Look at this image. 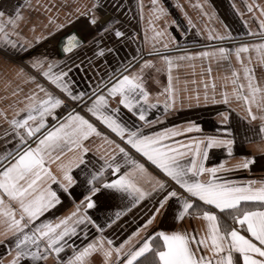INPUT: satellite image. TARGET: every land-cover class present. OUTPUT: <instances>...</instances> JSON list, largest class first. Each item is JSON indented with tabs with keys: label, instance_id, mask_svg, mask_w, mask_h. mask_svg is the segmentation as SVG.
<instances>
[{
	"label": "snow or ice",
	"instance_id": "1",
	"mask_svg": "<svg viewBox=\"0 0 264 264\" xmlns=\"http://www.w3.org/2000/svg\"><path fill=\"white\" fill-rule=\"evenodd\" d=\"M151 2L153 11L159 14L155 19H160L165 15L164 8L158 0ZM25 6L20 0H0V45L28 55V67L33 70L20 68L17 72L23 83L33 85L24 96L23 106L15 109L11 118L0 111V118L8 124L4 136L11 138L6 140L8 149L0 153V236L11 237L7 249L14 255L9 264H47L49 257H54L55 264H264V180L234 181L218 175L231 171L224 162L213 167L204 163L212 148L222 147L228 156L233 154L232 128L221 129L223 136L188 143L174 139L182 134L176 128L152 131L160 118H149V112L161 101L150 99L145 81L146 70L155 66L150 59L141 63L139 49L117 67L108 65L106 56L115 49L103 43L104 37L127 36L117 27L118 21L111 17L102 20L96 14L102 5L94 3L81 13L98 33L88 41L93 46L91 56L83 59L78 52L85 41L75 32L63 38L58 56L30 55L32 41L17 31L25 22ZM245 7L258 19L260 33L264 34V7L255 0H246ZM237 12L243 19L244 13ZM188 22L192 24L190 19ZM48 23L54 20L50 17ZM64 26L57 24L54 31ZM245 34L256 35L250 30ZM162 35L155 32L156 37ZM46 38L35 36L33 40L39 43ZM209 39L223 41L232 39V35L226 32L214 37L210 32ZM250 48L264 64V42L242 43L234 49L242 65L243 81L233 69L231 98L242 103L243 120L260 121L257 135L264 139V86L256 82L250 58L249 64H244L240 55ZM232 51L219 47L197 55H219L227 60ZM161 59L171 73L173 58L162 55ZM73 74H79L80 80ZM85 80L89 83L80 88V82ZM22 91L17 87L12 95ZM171 91L169 75L165 92ZM113 100L116 107L111 104ZM171 100L169 95L164 101V114L174 107ZM222 100L226 105L231 103L227 91L222 93ZM66 101L81 106L90 118L70 108ZM61 108L68 109L67 113L49 127L47 118L57 120L56 110ZM219 115L221 123L228 125L229 112ZM193 130L198 131L199 125L186 127L183 132ZM96 138L108 148L93 164L87 154L92 151L90 142ZM67 152L75 155L62 161ZM58 161L59 176L51 169V164ZM255 163V157L245 156L234 167L248 169ZM73 169L81 171L82 180L74 178ZM52 184L58 186L56 190ZM73 186L82 189L76 210L55 220L41 219L61 203L58 192L71 195L69 189ZM89 210L97 213L95 218ZM140 215L144 219L120 239L117 234L126 223L122 218L132 216L136 220ZM158 218H167L176 227L154 229ZM186 219H202L205 230L179 227Z\"/></svg>",
	"mask_w": 264,
	"mask_h": 264
},
{
	"label": "crops",
	"instance_id": "2",
	"mask_svg": "<svg viewBox=\"0 0 264 264\" xmlns=\"http://www.w3.org/2000/svg\"><path fill=\"white\" fill-rule=\"evenodd\" d=\"M20 2L26 4L23 8L25 22L20 24L17 31L22 37L32 41L33 47L29 49L30 55L58 56L57 40L66 32L74 29L85 41L84 47L78 52L80 59H83L85 55L91 56L93 46L88 41L98 35L96 28L90 26L87 23L88 18L81 13L91 9L94 3L102 5V7H98L96 14L102 20L111 17L114 21H118L117 27L127 36L126 39H119L114 35L104 37L103 43L115 49L106 56L108 65L112 68L117 67L120 61L130 58L139 49L142 57L141 63L143 59H150L155 66L146 70L145 81L146 88L151 94L150 99L161 101L156 108L149 112V118H160V123L154 124L151 130L176 128L182 134L174 139L181 143H188L190 140L203 141L208 136H223L225 133L220 130L231 127L232 137L235 140L233 154L228 156L222 147L212 148L209 150L208 159L204 161L205 166L213 167L224 162L225 167L231 171L218 175L234 181L264 180V139L257 135L260 121L243 120L245 112L242 103L231 98L233 85L230 80L233 69L240 73L241 81H243L242 65L237 61L234 49L242 43L254 45L264 42V34L260 33L258 19L247 12L246 0H158V5L165 10V15L160 19H155L159 14L153 11L151 0H20ZM12 3H16V0H12ZM255 3L264 7V0H255ZM141 4L143 5L142 9ZM237 9L244 13L243 19L239 16ZM50 17L54 20L53 24L48 23ZM189 19L192 22L191 25L188 22ZM57 24L65 26L54 31ZM33 25H35V31H33ZM225 25L228 26L227 29ZM249 30L256 35H246L245 33ZM157 31L163 32L164 35L156 37L155 32ZM210 32L214 37L231 32L232 39L223 41L209 39ZM49 33L53 34L49 35ZM35 36H46L47 38L37 43L33 40ZM172 37L175 38L174 41L171 39ZM164 44H167L166 48L163 46ZM219 47L233 49L227 60L220 59L219 55L214 58L197 55L201 52H212ZM162 55L173 58L171 73L168 71L167 64L161 59ZM240 55L244 64H249L250 58L249 66L253 69L255 80L264 86V64H261L256 51L250 48L249 52ZM114 57L115 59H113ZM178 57H185V59H177ZM20 68H24L26 72L33 71L28 67V55L19 52V49L14 52L12 49L0 45V111L6 112L9 118L15 109L23 106L24 96L33 87L32 84L23 83V78L17 75ZM156 69L160 70L156 71ZM73 75L74 79L80 80L79 74ZM169 75H171V93L165 92V89L169 87ZM88 83L86 80L81 81L79 87L84 88ZM213 85H215L214 88ZM17 87L23 91L12 95ZM225 91L230 94L231 103L228 105L224 104L222 100V93ZM169 95L173 97V100L169 102L173 103L174 107L164 114V101ZM213 97H215V103H213ZM111 104L113 107L117 106L115 100L111 101ZM78 109L82 115L89 117V114L81 106H78ZM225 111L229 112L228 125L221 123L219 115L220 112ZM253 111L255 112L256 109L253 108ZM92 119L94 120V118ZM47 120L49 127L58 122V119L53 120L51 117H48ZM193 124L199 125L198 131L183 132L184 128ZM7 127L8 124L5 120L0 118V153L9 147L6 140L11 138H6L3 133ZM112 138L119 142L114 134H112ZM89 147L92 151L87 154V157L92 160L93 164L99 162V157L105 155L108 148L99 138L93 139ZM133 154L137 159H140L137 154L134 152ZM74 155L73 152H67L61 157V160L67 161ZM245 156L255 157L256 163L250 165L248 169L234 167ZM57 163L59 161L51 164V169L54 174L59 176L60 171L57 168ZM88 167L91 168L92 164H89ZM150 171L155 172L156 170L150 168ZM72 174L74 178L83 179L80 170L73 169ZM51 187L56 190L58 186L52 184ZM69 191L71 195L62 191L58 192L61 203L45 213L41 219L55 220L74 212L81 199L82 189L73 186ZM5 199L7 200V197ZM115 210V208L111 209V211ZM89 214L94 218L97 215L92 210H89ZM143 219V215H140L136 220L132 216L123 217L122 222L126 221V223H124V230L117 234L118 237L126 238ZM158 221V224L153 226L154 229L176 227L167 218L163 220L158 218ZM179 227L203 231L206 226L202 219H186ZM2 231L3 225H0V232ZM10 240L11 237L0 236V241H5V243H0V264H9L14 255V252L8 254L7 243ZM79 243L80 241L77 240V244ZM47 264H55L54 257H49Z\"/></svg>",
	"mask_w": 264,
	"mask_h": 264
},
{
	"label": "built area",
	"instance_id": "3",
	"mask_svg": "<svg viewBox=\"0 0 264 264\" xmlns=\"http://www.w3.org/2000/svg\"><path fill=\"white\" fill-rule=\"evenodd\" d=\"M66 103L69 104L70 108H73L76 111L79 110L77 105H74V104L70 103L69 101H66ZM67 111H68V109H66V108L57 109V111H56L57 119H59L60 117L64 116L67 113Z\"/></svg>",
	"mask_w": 264,
	"mask_h": 264
},
{
	"label": "water",
	"instance_id": "4",
	"mask_svg": "<svg viewBox=\"0 0 264 264\" xmlns=\"http://www.w3.org/2000/svg\"><path fill=\"white\" fill-rule=\"evenodd\" d=\"M73 32L79 34L76 30L72 29V30L66 32L65 34H63L61 37H59V40H57V45H56V49H57V51H58V54L60 53V51H61V49H62L63 38H64L67 34H69V33H73ZM79 36H80V35H79Z\"/></svg>",
	"mask_w": 264,
	"mask_h": 264
}]
</instances>
